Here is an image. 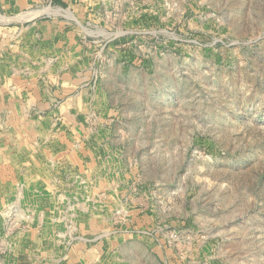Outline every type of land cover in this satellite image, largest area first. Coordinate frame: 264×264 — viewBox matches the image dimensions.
Here are the masks:
<instances>
[{"label":"rangeland","instance_id":"obj_1","mask_svg":"<svg viewBox=\"0 0 264 264\" xmlns=\"http://www.w3.org/2000/svg\"><path fill=\"white\" fill-rule=\"evenodd\" d=\"M92 3L89 64L59 73L89 100L79 145L64 118L0 116V264H264V0ZM61 138L82 154L42 184L23 156Z\"/></svg>","mask_w":264,"mask_h":264},{"label":"crops","instance_id":"obj_2","mask_svg":"<svg viewBox=\"0 0 264 264\" xmlns=\"http://www.w3.org/2000/svg\"><path fill=\"white\" fill-rule=\"evenodd\" d=\"M82 1L84 2L55 0L62 7L66 5L70 7L77 18L76 24L81 28L79 29L75 23L72 24L59 14L51 16L43 14L48 3L46 0H0V69H5L0 73V116H6L10 120V127L14 132L20 131V127L27 124L31 117L36 119L45 116L60 117L67 120L64 123V132L71 133L72 138L69 137L73 148L79 145L78 137L82 128L78 122L87 116L89 100L84 92H76L79 84L70 77L71 75L61 78L59 73L65 67L74 69L79 64H89L90 61L92 46L89 42L90 39H94L95 34L93 30L83 28L81 23L89 29L88 23H92L93 20H90L88 12L94 10V4L92 0ZM51 4L55 6L53 2L48 3L50 6ZM45 64L55 65L51 66L50 71L43 77L38 69ZM106 64L109 66L116 64L118 67L117 64L121 63L109 59ZM104 130L105 126H102L100 132L104 133ZM47 131L48 129H45L43 132ZM113 139L114 135L110 138L109 134L108 136L105 134L102 142L104 145L113 146ZM63 140L64 138L60 139L62 145L55 142L50 149H45L36 156L25 152L23 170L28 173L35 166L41 173V178H38L40 183L47 184L49 177L45 170L49 163L73 165V157L79 160L80 156L77 157L76 154L82 153L74 152L72 156L67 148L70 144L66 146ZM18 147L21 150L30 149L26 139H22ZM56 148H59V151ZM88 152V162L84 164H95L96 154L94 151ZM62 157L65 158L63 162ZM96 163L100 164L99 161ZM103 188L105 192L106 189L110 190L109 185ZM63 189L68 192L67 195L69 191L75 190L73 186L66 184L63 185ZM71 209L67 204L64 207L67 212H72ZM97 223L92 220L93 227L99 226V221Z\"/></svg>","mask_w":264,"mask_h":264}]
</instances>
